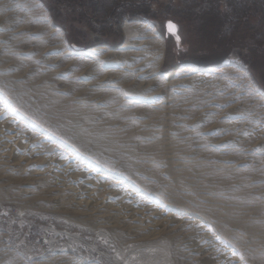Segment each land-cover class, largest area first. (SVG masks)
<instances>
[{"label": "rangeland", "instance_id": "rangeland-1", "mask_svg": "<svg viewBox=\"0 0 264 264\" xmlns=\"http://www.w3.org/2000/svg\"><path fill=\"white\" fill-rule=\"evenodd\" d=\"M3 107L80 179L0 155V264H264V0H0Z\"/></svg>", "mask_w": 264, "mask_h": 264}, {"label": "bare ground", "instance_id": "bare-ground-1", "mask_svg": "<svg viewBox=\"0 0 264 264\" xmlns=\"http://www.w3.org/2000/svg\"><path fill=\"white\" fill-rule=\"evenodd\" d=\"M123 30H124V34H125V38H126L123 48L135 45L136 48H138L141 51H136V52H133L130 54V52H128L126 50L127 52L124 51V53H121L123 55H121L120 57L125 56V57L129 58V61H131L132 65H134V67H136V71L140 74L141 79H144V78L151 76L152 73L157 69L155 66L158 67V65L161 64V60H162V49H161V50H158L157 52H155L153 54L154 55V60H153L154 62L152 64H145L147 58L149 57V54L145 51V49L148 46L149 41H150L148 39V37H152L154 35L153 30L146 23L135 22V21L134 22L133 21L132 22H128V21L125 22L123 25ZM152 41H154V40H152ZM157 41H158V39H157ZM97 52H100V54H102L104 52L105 55L107 56L105 58H107V59L108 58L113 59V58H115V55H116L114 51L111 52L109 49L108 50L107 49H105V50L104 49H97ZM153 55H151V56H153ZM116 56L118 58V53ZM122 59H125V58H121V60ZM117 60H119V59H117ZM187 69H188L187 67L184 68V70H187ZM184 81L187 83L192 82L195 85H198V84L202 85L203 83H205V85H206L210 81V79L207 77H203V76H195V77L187 78ZM200 85H198V86H200ZM10 97H13V96H10ZM9 117H10V114L5 109V107H3V109L1 108L0 109V155L2 157L3 156H5V157L6 156L16 157L20 163H23V164L25 163L27 165H30L39 175H42V177H44L43 175L52 176L54 181L56 182V184L59 185V187H63V186L78 182V180L80 178L78 179V177L75 176L74 168H73L74 165H73V161L71 158L55 157V156L45 155V153L43 152L44 151L43 148L36 147V145H34V142L31 139L27 138L26 135L21 136L20 130L17 128L16 125H14V124H10V125L8 124L9 126L3 125V124H5L4 122L8 120ZM5 160H6V158H5ZM80 188H82V187L80 186ZM77 190H79V189H77ZM75 191H76V189H75ZM94 191H95V187L92 185L89 186V188L82 190L81 196H82V198L84 197L83 198L84 200L83 199L82 200L85 201V203L86 202L89 203V199H91V195H93ZM76 196H77V194H76ZM86 197H87V199H86ZM116 197L117 198H115V199H117V203L119 205L120 204L122 205L123 203H125L126 201H129V200L130 201L135 200V197L128 198V200H125L119 196H116ZM93 202H94V200H93ZM129 210L131 211L129 213V216L130 215H131V217L137 216V214L134 211V208H129L128 211ZM123 212H125V210ZM148 219H149L148 224L156 227V221L153 220L152 218H148ZM157 221H159V220H157ZM212 241H213V239H212ZM211 244H212V242H211ZM200 248H201V246H200ZM192 252H194V251H192ZM214 258H216V257H214ZM224 259H225V261H224ZM224 259H223V256L221 257V255H220L219 258L216 259L215 264H239V262L234 257L231 256V253H230V255L228 253H226Z\"/></svg>", "mask_w": 264, "mask_h": 264}, {"label": "trees", "instance_id": "trees-1", "mask_svg": "<svg viewBox=\"0 0 264 264\" xmlns=\"http://www.w3.org/2000/svg\"><path fill=\"white\" fill-rule=\"evenodd\" d=\"M56 1H59V2H62V3H66V2H69V1H74L75 4L78 3V2L81 3V0H56ZM136 11L139 12V15L142 17L144 8L139 5V6H137ZM172 23H174L176 26L179 25L177 22H172Z\"/></svg>", "mask_w": 264, "mask_h": 264}, {"label": "snow or ice", "instance_id": "snow-or-ice-1", "mask_svg": "<svg viewBox=\"0 0 264 264\" xmlns=\"http://www.w3.org/2000/svg\"><path fill=\"white\" fill-rule=\"evenodd\" d=\"M169 29L171 30V31H175L176 30V26L174 25V24H172L171 22H169Z\"/></svg>", "mask_w": 264, "mask_h": 264}]
</instances>
